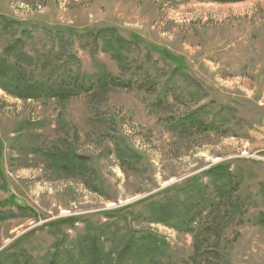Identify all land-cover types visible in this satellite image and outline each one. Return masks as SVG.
<instances>
[{"label": "rangeland", "instance_id": "374dc122", "mask_svg": "<svg viewBox=\"0 0 264 264\" xmlns=\"http://www.w3.org/2000/svg\"><path fill=\"white\" fill-rule=\"evenodd\" d=\"M15 40L29 56L51 51L52 64L116 86L64 101L0 90V254L43 261L53 244L64 251L129 207L110 219L120 223L105 251L150 234L159 264H264V0H0V55ZM116 145L136 155L119 161ZM71 147L89 161L83 177L42 156ZM216 165L230 167L226 195L206 175ZM193 180L207 201L188 214L190 230L157 222L151 206L186 201ZM64 219L79 221L53 227Z\"/></svg>", "mask_w": 264, "mask_h": 264}, {"label": "trees", "instance_id": "16d2710c", "mask_svg": "<svg viewBox=\"0 0 264 264\" xmlns=\"http://www.w3.org/2000/svg\"><path fill=\"white\" fill-rule=\"evenodd\" d=\"M218 2H228L235 0H214ZM19 40L7 45L0 55V90L8 96H12L22 101H30L36 99H57L64 101L75 97L84 91H90V87H108L116 86L112 79L105 76L90 80V77L79 75L80 71L70 70L68 63H51L49 51L46 56H29L22 50H19ZM106 45L113 46L109 41ZM115 58L119 56V51H114ZM166 57V52H162ZM168 58V57H166ZM169 59V58H168ZM44 71H49L50 76L44 75ZM40 75V76H39ZM201 116V109L192 112L183 117L181 120L183 125L193 124ZM204 125L203 122L199 123ZM181 128V127H179ZM210 127H203L207 131ZM121 141V139H120ZM118 142V139H117ZM0 144L1 141H0ZM132 147H124L123 151L119 146H115V157L119 161L129 162L136 153ZM42 156L45 158V163L58 172H78L80 177H83L88 172L87 157L77 155L73 148L67 150H58L56 148L50 151H43ZM2 161V147L0 145V165ZM77 169V170H76ZM230 167L216 165L209 169L206 175L218 185L216 192L226 195L228 190L233 185V179L229 171ZM197 180L190 181V184L182 188L181 194L187 197L179 204L167 201L164 204L154 203L151 206L150 212L153 218L162 225L174 228L177 231L186 230L194 222L195 218L191 219L188 214H193L194 209L200 208L199 213L205 210L207 199L206 188L198 186ZM0 189L7 190L5 181L1 178L0 173ZM223 196V195H222ZM193 202L188 205V202ZM143 203V202H142ZM8 208L7 199L0 202V222L7 220V213L3 210ZM19 211L23 212L26 209L22 206H17ZM129 208V207H127ZM127 208L117 211H109L105 213L106 222L94 228L91 232V227L87 225L84 229V234L78 236V241L73 242L64 251L59 250L60 247L53 244V251L42 258H34L25 255L19 250L18 255L14 252L0 254V264H159L157 257L161 256V248L159 241L150 234H144L139 238L129 236L123 239L121 246L116 248L105 249L107 242L118 229L119 221H110L116 217L118 213L123 212ZM196 212V211H195ZM198 213V212H197ZM180 220L182 226L173 225V221ZM185 221H182V220ZM172 220V221H171ZM79 219H64L53 227L69 226L72 228ZM56 225V226H55Z\"/></svg>", "mask_w": 264, "mask_h": 264}]
</instances>
